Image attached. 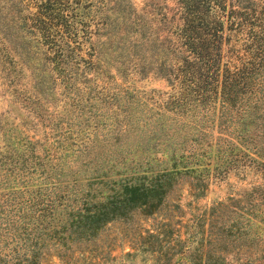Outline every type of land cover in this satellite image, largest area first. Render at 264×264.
<instances>
[{
	"label": "trees",
	"instance_id": "obj_1",
	"mask_svg": "<svg viewBox=\"0 0 264 264\" xmlns=\"http://www.w3.org/2000/svg\"><path fill=\"white\" fill-rule=\"evenodd\" d=\"M127 1L36 0L37 22L32 26L53 48L56 80L68 79L73 51L81 42L79 32L84 31L85 9L111 4L109 8L125 18L130 14ZM176 2L179 21L170 29V61L158 68L176 88L165 107L174 112L198 105L211 108L220 127L216 151L203 148L186 153L181 146L186 140L183 132L179 145L172 148L170 166L154 169L147 160L149 166L142 171L121 175L110 154L98 148L91 155L92 147L83 142L77 149L84 158L76 167L66 168L61 158L68 147L65 137H59L62 133H58L59 143L51 142L42 155L32 148L29 152L20 148L22 140L33 142L26 135H16L13 145L6 142L4 150L0 149V264H42L51 252L68 258L69 264H99L93 261L99 252L93 245L103 227L117 218H128L136 209L154 212L181 174L192 173L198 196L211 176L231 167L250 166L259 170L263 181L252 182L238 197L230 196V203H213L208 211L209 245L201 249L200 241L191 253L176 260L184 258V264H264V0ZM2 29L9 36L10 24ZM19 46L26 60V42L13 44L15 50ZM175 128L181 130L180 125ZM166 130L159 122L152 133H143L138 140L141 151L151 146L149 139L166 135ZM189 134L191 140L200 139L194 132ZM207 145L213 146L211 141ZM90 162L93 169L88 167ZM110 172L119 175L113 177ZM195 222L200 225L202 216Z\"/></svg>",
	"mask_w": 264,
	"mask_h": 264
},
{
	"label": "rangeland",
	"instance_id": "obj_2",
	"mask_svg": "<svg viewBox=\"0 0 264 264\" xmlns=\"http://www.w3.org/2000/svg\"><path fill=\"white\" fill-rule=\"evenodd\" d=\"M128 1L126 11L130 14L125 18L109 8L111 4L85 9L80 46L73 51L68 79L60 81L55 79L57 73L52 67L51 44L32 26L37 22L34 11L38 10V2L0 0V149L4 150L6 142L13 145L10 143L16 135H26L33 143L22 140L20 148L26 147L27 152L32 148L42 155L51 142L59 143L58 133H62L59 137H65L68 147L61 158L66 168L76 167L84 158L77 149L83 142L93 148L91 155L98 148L110 154L121 175L142 171L149 166L147 160L154 169L170 166L172 148L179 145L178 140L183 138L179 134L183 132L186 140L181 146L186 153L203 148L216 151L220 127L211 108L198 105L174 112L165 107L176 88L158 68L170 61V29L179 21L176 0ZM6 23L10 24L9 36L1 30ZM16 42H26V60L19 53L20 46L13 48ZM159 122L167 126L166 135L149 139L151 146L142 152L138 145L142 141L138 140L143 133H152ZM176 125H180L179 132ZM193 132L200 139H189ZM89 158L94 160L93 156ZM88 167L93 169L92 162ZM110 173L113 177L119 175ZM191 174L180 175L154 212L136 209L126 219L108 222L93 245L99 250L93 261L184 264V258L180 262L176 259L191 253L200 241L201 249L209 245V207L218 201L230 203V196L238 197L252 182L263 181L253 166L231 167L207 179L204 192L197 196ZM199 215L202 222L196 225ZM194 229L198 233H193ZM67 259L51 252L42 264H69Z\"/></svg>",
	"mask_w": 264,
	"mask_h": 264
}]
</instances>
